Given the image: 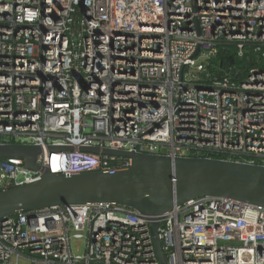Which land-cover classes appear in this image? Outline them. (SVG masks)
Returning a JSON list of instances; mask_svg holds the SVG:
<instances>
[{"label": "built area", "instance_id": "built-area-1", "mask_svg": "<svg viewBox=\"0 0 264 264\" xmlns=\"http://www.w3.org/2000/svg\"><path fill=\"white\" fill-rule=\"evenodd\" d=\"M247 44L244 78L207 72ZM262 62L264 0H0V142L39 145L66 174L133 164L90 146L264 165ZM40 177L0 159V191ZM159 221L167 264H264L262 206L202 196ZM0 264L161 263L147 217L87 203L0 219Z\"/></svg>", "mask_w": 264, "mask_h": 264}, {"label": "water", "instance_id": "water-1", "mask_svg": "<svg viewBox=\"0 0 264 264\" xmlns=\"http://www.w3.org/2000/svg\"><path fill=\"white\" fill-rule=\"evenodd\" d=\"M199 49L194 56H197ZM230 70V67H226ZM82 151L126 156L132 166L114 171L90 170L66 174L38 163L39 145L0 142V159L22 158L40 179L0 191V219L19 212L34 215L53 206L115 203L145 216L161 264H167L159 238V216L177 205L202 197L219 196L264 207V165L224 158L152 154L138 151L81 147ZM73 150V147H49Z\"/></svg>", "mask_w": 264, "mask_h": 264}, {"label": "trees", "instance_id": "trees-1", "mask_svg": "<svg viewBox=\"0 0 264 264\" xmlns=\"http://www.w3.org/2000/svg\"><path fill=\"white\" fill-rule=\"evenodd\" d=\"M255 48V44H247L243 49V54L239 53L236 46L231 49L219 48L217 54L209 60L207 72L220 78L242 79L252 67L257 65L260 53L255 51ZM227 66L230 70L226 68ZM262 66H264L263 62Z\"/></svg>", "mask_w": 264, "mask_h": 264}, {"label": "rangeland", "instance_id": "rangeland-1", "mask_svg": "<svg viewBox=\"0 0 264 264\" xmlns=\"http://www.w3.org/2000/svg\"><path fill=\"white\" fill-rule=\"evenodd\" d=\"M228 48V47H227ZM82 246V241H74L73 242V248H75L76 249V247H78L77 248V250H80L81 248L79 247V246Z\"/></svg>", "mask_w": 264, "mask_h": 264}, {"label": "bare ground", "instance_id": "bare-ground-1", "mask_svg": "<svg viewBox=\"0 0 264 264\" xmlns=\"http://www.w3.org/2000/svg\"><path fill=\"white\" fill-rule=\"evenodd\" d=\"M52 167L56 171L61 169V166H58L56 162L53 163Z\"/></svg>", "mask_w": 264, "mask_h": 264}]
</instances>
